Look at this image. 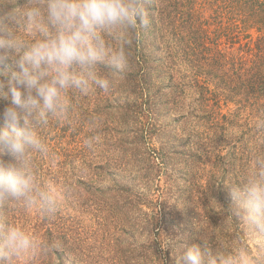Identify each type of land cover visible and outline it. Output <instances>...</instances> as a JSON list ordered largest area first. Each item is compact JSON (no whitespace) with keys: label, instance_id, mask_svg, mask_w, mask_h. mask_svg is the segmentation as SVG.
Here are the masks:
<instances>
[{"label":"rangeland","instance_id":"374dc122","mask_svg":"<svg viewBox=\"0 0 264 264\" xmlns=\"http://www.w3.org/2000/svg\"><path fill=\"white\" fill-rule=\"evenodd\" d=\"M21 2L0 0V5L13 8ZM200 2L193 10L202 25L206 56L211 42L218 51L238 48V37H229L237 32H227L235 23L220 1ZM156 22V29L142 31L151 40L148 49L160 47L154 83L182 84L155 93L158 102L146 106L151 113L144 105L137 113L136 102L142 99L132 92L130 75L115 76L110 93L96 90L71 97V118L53 120L42 130L49 155L35 157L41 178L67 193L55 215L58 237H46V221L35 209L0 204V224L20 226L58 245L49 255L17 264H175L172 249L162 248L165 236H179L182 245L200 244L206 255L235 243L239 229L226 214L232 204L228 185L239 182L250 150L257 149L254 124L264 115L240 113L234 102L218 96L201 100L195 85L197 78L207 79L201 74L208 71L206 64L200 69L177 58V37L161 20ZM250 33L251 38L241 35L242 44L252 45L259 34ZM7 104L0 99V113ZM93 117L95 127L89 124ZM92 136L98 139L89 149L84 141ZM0 159L8 162L11 157ZM249 247L255 251L251 243Z\"/></svg>","mask_w":264,"mask_h":264},{"label":"clouds","instance_id":"9594fccd","mask_svg":"<svg viewBox=\"0 0 264 264\" xmlns=\"http://www.w3.org/2000/svg\"><path fill=\"white\" fill-rule=\"evenodd\" d=\"M148 0H26L22 7L0 5V69L10 78L0 82V99L8 101L0 113V204L35 209L54 217L61 195L41 178L35 157L49 155L42 136L51 121H66L75 109L72 96L87 97L96 90L107 94L115 76L130 61V37L147 27ZM96 126V118L89 121ZM264 138V117L254 124ZM98 137L85 139L94 149ZM232 199L227 216L239 229L235 243L219 245L206 255L200 244L182 245L165 236L175 264H264V147L249 152L239 182L228 185ZM204 243H207L205 238ZM255 246V251L249 247ZM24 228L0 224V264L46 256L57 249Z\"/></svg>","mask_w":264,"mask_h":264},{"label":"trees","instance_id":"16d2710c","mask_svg":"<svg viewBox=\"0 0 264 264\" xmlns=\"http://www.w3.org/2000/svg\"><path fill=\"white\" fill-rule=\"evenodd\" d=\"M206 1V0H203ZM231 19L235 23L230 30H234V34L238 37L237 44L239 47L225 46L221 50L212 47L207 52L201 47L203 40L200 39L202 25L197 19L195 6L200 0H148L147 9L149 14V24L147 27L138 28L135 35L131 38L132 44L129 49L130 61L128 70L123 76H133L132 88L133 93L142 102L137 103L138 108H144L158 102L155 93L169 90L179 89L182 83H173L162 87L159 83H154V75L157 77V65L160 59L157 52L160 47L150 48L148 38H143L142 31L144 29H156L157 20L165 25L166 31H171L177 37L178 48H176L177 58L183 59L184 62L190 63V66L202 68V63L206 64L208 71L201 72L203 77L201 80L197 78L195 86L198 87L200 98L209 99L212 97L224 98L227 102H234L240 113L252 111L256 115L261 113L264 115V0H219ZM26 0L17 7H22ZM194 3V4H193ZM201 3V2H200ZM151 14V15H150ZM198 14V12H197ZM158 18L151 19V16ZM237 29V31H236ZM158 30V29H157ZM255 30L259 34L251 45L250 42L242 44L241 40L252 37L251 31ZM208 38V37H206ZM205 39V38H204ZM152 51L153 53H149ZM205 51V57H203ZM192 64V65H191ZM215 65L217 73H215ZM5 69H0V82H5L10 78L11 73H5ZM197 74V76L201 75ZM173 76V75H172ZM154 87V91L152 90ZM182 90V89H181ZM145 99V100H144ZM144 105V106H143ZM151 108V107H150ZM148 113L150 109L145 108ZM134 111V113L136 112ZM260 115V116H261ZM143 138V136H141ZM257 149L264 147V138L257 136ZM47 227L44 234L48 239H53L59 235V220L57 217L45 218Z\"/></svg>","mask_w":264,"mask_h":264}]
</instances>
